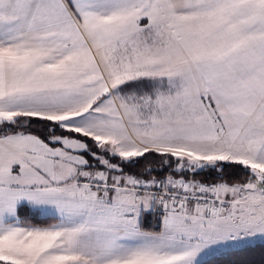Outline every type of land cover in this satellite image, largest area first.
<instances>
[{
	"label": "snow or ice",
	"instance_id": "obj_1",
	"mask_svg": "<svg viewBox=\"0 0 264 264\" xmlns=\"http://www.w3.org/2000/svg\"><path fill=\"white\" fill-rule=\"evenodd\" d=\"M254 246L264 0H0V264H206Z\"/></svg>",
	"mask_w": 264,
	"mask_h": 264
},
{
	"label": "trees",
	"instance_id": "obj_2",
	"mask_svg": "<svg viewBox=\"0 0 264 264\" xmlns=\"http://www.w3.org/2000/svg\"><path fill=\"white\" fill-rule=\"evenodd\" d=\"M34 131L36 129H33ZM143 161H141V165H138L135 168L128 167L125 170L131 172H137L140 170V167L143 165ZM153 167L158 168V162H154ZM165 171H167L165 169ZM226 176L230 178L239 179L243 176V171L233 167L225 168ZM154 175L162 176L164 172H157ZM216 174L214 172H204L197 177V179H204L209 181H214ZM41 222H51L45 221L44 217H40ZM243 261L244 264H264V246H254L252 250L240 255V256H232V255H224V256H215L206 260V264H238V262Z\"/></svg>",
	"mask_w": 264,
	"mask_h": 264
}]
</instances>
